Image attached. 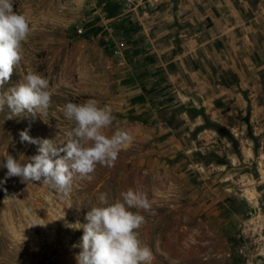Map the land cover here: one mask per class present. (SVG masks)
Listing matches in <instances>:
<instances>
[{"label": "rangeland", "instance_id": "1", "mask_svg": "<svg viewBox=\"0 0 264 264\" xmlns=\"http://www.w3.org/2000/svg\"><path fill=\"white\" fill-rule=\"evenodd\" d=\"M130 1L13 0L31 30L0 91L36 72L49 83L51 104L43 117L0 111V165L6 155L23 163L38 154L39 145L21 140L23 130L61 144L74 127L63 112L68 102L109 106L114 121L105 132L121 128L132 141L114 167L97 165L91 181L77 177L67 197L42 182L8 177L0 166V264H78L83 229L76 223L86 222L100 194L112 203L129 188L151 202L150 212L140 210L145 222L138 230L151 264H241L262 256L248 247L257 241L254 223L264 220L257 210L264 197V110H229L234 118L226 123L190 105L166 78L154 81L151 68L162 75V60L177 46L143 40L130 27L139 20ZM81 25L86 30L78 34ZM256 80L264 100V65Z\"/></svg>", "mask_w": 264, "mask_h": 264}, {"label": "clouds", "instance_id": "2", "mask_svg": "<svg viewBox=\"0 0 264 264\" xmlns=\"http://www.w3.org/2000/svg\"><path fill=\"white\" fill-rule=\"evenodd\" d=\"M30 30L28 17L14 11L13 0H0V89L21 62L22 44ZM48 89L47 79L30 71L16 85L0 91V111L7 107L8 118L25 111L43 117L51 104ZM63 112L74 127L66 131L59 145L53 139L33 138L28 130L20 132L22 141L39 145L38 154L23 163L6 155V162L0 166L7 168L8 177L42 182L67 197L77 177L91 181L97 165L114 167L119 152L132 141L127 130L116 128L111 135L105 132L114 121L112 109L107 105L101 107L94 99L79 104L68 102ZM120 196L110 203L106 194H100V203L88 209L86 222L76 223L75 228L83 229L81 251L76 254L78 264H151L152 250L142 244L138 231L145 222L140 210L152 209L149 197L133 188Z\"/></svg>", "mask_w": 264, "mask_h": 264}, {"label": "crops", "instance_id": "3", "mask_svg": "<svg viewBox=\"0 0 264 264\" xmlns=\"http://www.w3.org/2000/svg\"><path fill=\"white\" fill-rule=\"evenodd\" d=\"M170 1L131 2V16L139 20L130 27L141 30L143 40L177 46L173 58L157 59L164 70L159 76L158 67H152L153 80L166 78L181 98L189 99L186 102L218 114L226 123L234 118L229 110H264L262 86L256 80L264 65V0ZM259 202L257 210L264 215L263 196ZM254 224L260 233L264 220ZM257 241L262 256L241 264H264V230Z\"/></svg>", "mask_w": 264, "mask_h": 264}, {"label": "built area", "instance_id": "4", "mask_svg": "<svg viewBox=\"0 0 264 264\" xmlns=\"http://www.w3.org/2000/svg\"><path fill=\"white\" fill-rule=\"evenodd\" d=\"M130 4H131V1H130ZM112 19H114V18H112ZM118 19H120V18H118ZM85 30H86V27L84 26V25H81V26H78V28H77V32H78V34H80V33H84L85 32ZM121 49H119L118 47H116V52L117 53H119V54H122L123 55V53H122V51H120ZM264 230V227H262L261 228V232ZM260 232V233H261ZM260 233H258L257 234V238H259V235H260ZM262 239H259V241H261ZM243 248H247V247H243ZM248 248H250V253H252V254H255V255H262V246H260L259 245V243H258V241H256V243L254 244V246H252V247H248ZM248 248H247V252H249L248 251ZM252 248V249H251ZM242 252L243 253H245L246 252V250H242Z\"/></svg>", "mask_w": 264, "mask_h": 264}]
</instances>
